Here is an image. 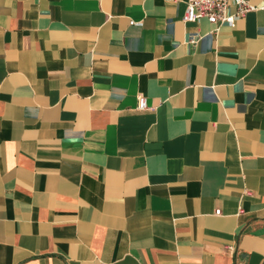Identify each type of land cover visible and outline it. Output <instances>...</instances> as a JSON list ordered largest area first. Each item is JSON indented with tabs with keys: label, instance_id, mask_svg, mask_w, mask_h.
<instances>
[{
	"label": "crops",
	"instance_id": "obj_1",
	"mask_svg": "<svg viewBox=\"0 0 264 264\" xmlns=\"http://www.w3.org/2000/svg\"><path fill=\"white\" fill-rule=\"evenodd\" d=\"M249 2L216 29L187 0H0V264H264Z\"/></svg>",
	"mask_w": 264,
	"mask_h": 264
},
{
	"label": "built area",
	"instance_id": "obj_2",
	"mask_svg": "<svg viewBox=\"0 0 264 264\" xmlns=\"http://www.w3.org/2000/svg\"><path fill=\"white\" fill-rule=\"evenodd\" d=\"M253 8L249 0H187L183 20L196 22L206 18L211 24L217 26L216 29L222 24L233 27L239 18L245 16ZM200 37L199 33L191 34L190 41L196 43ZM148 107L147 98L139 95L138 109L146 110ZM216 213L219 214L220 210H216Z\"/></svg>",
	"mask_w": 264,
	"mask_h": 264
}]
</instances>
